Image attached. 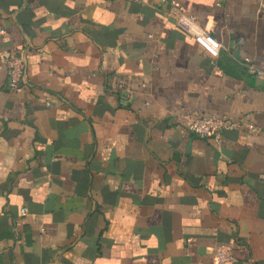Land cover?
Wrapping results in <instances>:
<instances>
[{
	"label": "crops",
	"instance_id": "0c3cea01",
	"mask_svg": "<svg viewBox=\"0 0 264 264\" xmlns=\"http://www.w3.org/2000/svg\"><path fill=\"white\" fill-rule=\"evenodd\" d=\"M176 1L218 57L156 2L0 0V264H264V17ZM203 113L258 130L218 145L188 129Z\"/></svg>",
	"mask_w": 264,
	"mask_h": 264
},
{
	"label": "built area",
	"instance_id": "2783aa9c",
	"mask_svg": "<svg viewBox=\"0 0 264 264\" xmlns=\"http://www.w3.org/2000/svg\"><path fill=\"white\" fill-rule=\"evenodd\" d=\"M138 3H154L157 7L165 10V13L173 17L178 26L187 31L194 40L204 48L212 57H218L223 48L221 41L212 33L204 29L195 15L181 7L176 0H127ZM259 12L264 17V0H257ZM9 76L8 86L11 90H19L22 87L27 76V63L21 55H13L6 59ZM258 76L264 78V69L252 70ZM123 86V85H122ZM124 99H132L133 91L130 87H121ZM188 120V129L199 137H212L218 145H221L222 134L225 131L248 129L251 132L258 130L257 125L249 118H238L226 113H203V114H186ZM23 213L27 208L22 209ZM235 259L232 248L228 244H219L214 250V262L216 264H225Z\"/></svg>",
	"mask_w": 264,
	"mask_h": 264
}]
</instances>
